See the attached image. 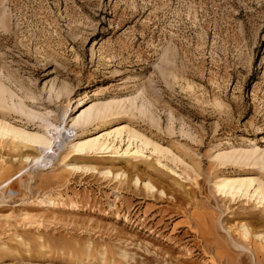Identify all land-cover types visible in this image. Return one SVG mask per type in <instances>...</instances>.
<instances>
[{
	"label": "rangeland",
	"instance_id": "obj_1",
	"mask_svg": "<svg viewBox=\"0 0 264 264\" xmlns=\"http://www.w3.org/2000/svg\"><path fill=\"white\" fill-rule=\"evenodd\" d=\"M2 89L0 264H264V0H0Z\"/></svg>",
	"mask_w": 264,
	"mask_h": 264
},
{
	"label": "bare ground",
	"instance_id": "obj_2",
	"mask_svg": "<svg viewBox=\"0 0 264 264\" xmlns=\"http://www.w3.org/2000/svg\"><path fill=\"white\" fill-rule=\"evenodd\" d=\"M6 93H9L8 95L10 97H14L13 92L7 89H2V91H0V102H2L3 104L0 103V107L1 106L7 107V105H5V103L7 102L6 101L7 98L5 97ZM18 107H19V110L21 109L24 111V107L21 102ZM80 107H81V103L79 102L78 105L76 106V110L79 109ZM72 109L73 107L70 108V103H69L65 110V114H67ZM109 116H113V113H107L106 111L103 112L100 110L93 111L91 108H89L88 110L82 111L81 115H79V117L74 121L72 126L84 128V126L88 125L89 123H94L99 120L108 119ZM127 128H128L127 126L118 127L113 132L104 133L99 136H92L86 140H82V141L75 143L73 145V148H74L73 150L75 152L73 156L85 157L88 154L93 153V152H96V153L97 152H103V153L111 152L112 148L114 147L112 143L116 140H119L120 142H122L123 141L122 136L124 132L129 133L130 137L128 139L130 141H132V139H136L139 137V135H137L135 131L133 132L131 130H128ZM111 137L113 138V141ZM5 138L7 139L11 138L13 140H16L17 142H26V144L32 147H39L40 145L50 146L52 142V140L47 139L41 134L39 135V134L30 133L29 131H26V129L16 127L12 125L11 123L7 122L6 120L2 119L0 120V140H4ZM110 138L112 142L110 141ZM142 142L146 146L151 144L150 141H147V140L145 141L143 140ZM131 147H132V143H130L129 146L124 151L126 155L141 154V151H142L141 147H137L136 150H134L133 152H132L133 149ZM114 149H116L119 152L118 147H115ZM155 150L162 152L159 145H155ZM252 182L253 181L251 179H247V178H230V179H225L224 183L219 186L223 188H227L228 191L231 193L244 192V191L246 192V191H249L248 188ZM260 189H261V186L259 185V187L255 191L258 192ZM262 195L263 196L260 195V197L264 201V192L262 193Z\"/></svg>",
	"mask_w": 264,
	"mask_h": 264
}]
</instances>
